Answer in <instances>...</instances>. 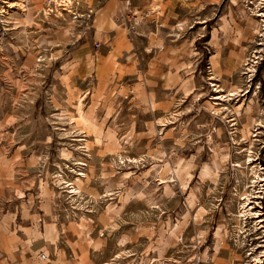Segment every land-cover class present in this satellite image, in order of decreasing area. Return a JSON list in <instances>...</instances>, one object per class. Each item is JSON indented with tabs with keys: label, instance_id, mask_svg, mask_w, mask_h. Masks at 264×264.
I'll return each mask as SVG.
<instances>
[{
	"label": "rangeland",
	"instance_id": "374dc122",
	"mask_svg": "<svg viewBox=\"0 0 264 264\" xmlns=\"http://www.w3.org/2000/svg\"><path fill=\"white\" fill-rule=\"evenodd\" d=\"M125 1L0 0V264H255L264 0Z\"/></svg>",
	"mask_w": 264,
	"mask_h": 264
},
{
	"label": "crops",
	"instance_id": "0c3cea01",
	"mask_svg": "<svg viewBox=\"0 0 264 264\" xmlns=\"http://www.w3.org/2000/svg\"><path fill=\"white\" fill-rule=\"evenodd\" d=\"M179 0H163V5L166 6V4L170 5V4H175V7L178 6L177 3H178ZM126 2V1H125ZM133 2H137L134 1V0H128L126 2V5H128V7L130 9H132V3ZM105 45L102 46V53L98 54L97 58L94 60V73L96 74L99 69L98 67L101 69V70H105V71H108V69L111 68V65L114 63V60L118 59L117 55L119 54V51H117V44L114 43L113 41L110 40H107V41H104L103 42ZM109 43L110 45V48H111V52H107V49H108V46L107 44ZM117 53V54H116ZM116 55V56H115ZM114 58V59H113ZM97 75V74H96Z\"/></svg>",
	"mask_w": 264,
	"mask_h": 264
},
{
	"label": "built area",
	"instance_id": "2783aa9c",
	"mask_svg": "<svg viewBox=\"0 0 264 264\" xmlns=\"http://www.w3.org/2000/svg\"><path fill=\"white\" fill-rule=\"evenodd\" d=\"M97 49L100 48V44H96ZM263 258L259 256V258L256 260L255 264H264V255H261ZM47 255L45 253H41V258L46 259Z\"/></svg>",
	"mask_w": 264,
	"mask_h": 264
},
{
	"label": "bare ground",
	"instance_id": "6f19581e",
	"mask_svg": "<svg viewBox=\"0 0 264 264\" xmlns=\"http://www.w3.org/2000/svg\"><path fill=\"white\" fill-rule=\"evenodd\" d=\"M57 2V1H56ZM59 2V1H58ZM70 2V1H69ZM23 6H24V4H23ZM82 115V114H81ZM76 191V190H75Z\"/></svg>",
	"mask_w": 264,
	"mask_h": 264
}]
</instances>
